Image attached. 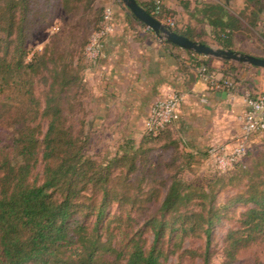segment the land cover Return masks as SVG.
Instances as JSON below:
<instances>
[{
    "label": "trees",
    "instance_id": "obj_1",
    "mask_svg": "<svg viewBox=\"0 0 264 264\" xmlns=\"http://www.w3.org/2000/svg\"><path fill=\"white\" fill-rule=\"evenodd\" d=\"M96 2L0 0V264H213V231L227 217L234 223L219 264H238L247 253L254 264H264V158L242 163L248 148L232 167L216 166L213 178L186 180L179 161L192 156L173 135V123L156 137L173 152L164 163L142 165L150 134L134 151L90 155L88 135L66 119L78 69L65 53L48 48L26 61L28 41L51 26L60 9L98 12L99 30L105 9ZM137 2L163 23L170 17L160 0ZM203 12L219 28L215 43L235 51L237 20L220 5ZM170 29L210 46L191 28ZM183 50L194 67L211 72L213 56ZM237 71L232 63L224 73L234 77ZM224 191L234 192L222 200Z\"/></svg>",
    "mask_w": 264,
    "mask_h": 264
},
{
    "label": "crops",
    "instance_id": "obj_2",
    "mask_svg": "<svg viewBox=\"0 0 264 264\" xmlns=\"http://www.w3.org/2000/svg\"><path fill=\"white\" fill-rule=\"evenodd\" d=\"M160 1L179 29H193L218 49L221 47L212 34L219 28L208 23L203 10L206 5L222 6L237 20L235 51L264 58V0ZM110 2L115 29L102 39L97 55L89 54L92 66L86 72V78L95 83L94 93L102 112L99 121L107 124L113 119L114 126L143 131L154 103L170 93L181 92L185 99L180 118L170 128L185 151L204 161L212 146L231 145L241 128L239 118L247 107V93L264 92V68L213 56L209 64L214 77L218 81H232L229 88L215 87L198 73L184 48L167 45L162 37L133 17L123 3ZM198 58L208 59L203 55ZM232 63L238 66L237 80L224 73ZM261 139L264 134H253L249 146Z\"/></svg>",
    "mask_w": 264,
    "mask_h": 264
},
{
    "label": "rangeland",
    "instance_id": "obj_3",
    "mask_svg": "<svg viewBox=\"0 0 264 264\" xmlns=\"http://www.w3.org/2000/svg\"><path fill=\"white\" fill-rule=\"evenodd\" d=\"M110 1L113 2V0H97L96 6L97 8L106 10L107 8H111ZM115 1L124 4L122 0ZM98 18V12L78 11L73 14H65L64 10L60 9L53 24L41 31L35 32L28 41L26 61H30L36 53H41L46 48L66 54L67 61H70L72 68L78 69V74L81 78L72 87L69 93L70 99L65 104L67 124H72L75 129H84L85 134L89 137V144L87 147L88 154H100L104 158H110L111 156L122 155L125 152L136 150L144 140L145 134L149 133L146 131V124L142 131L141 128L114 126L113 119H110L107 124L106 122L101 123L99 121L102 112L99 110L100 105L98 104V97L94 93L95 83H93L94 81L92 79L86 78V72L92 66V59H90L91 57L89 54L93 56V54L90 53L91 51L89 52L88 50L89 44L86 47L85 56V45L89 38L91 40L92 35L97 31H95V28L97 27L96 23ZM233 61L236 62L237 60L233 59ZM231 78L237 80V74ZM151 137L152 138L148 139L145 138L146 143L144 144V147L151 149L145 154L147 160L142 163L147 169L159 163L166 162L173 154L172 150L164 149V142L158 140L156 137ZM207 155L210 158L207 156V159L204 161H198L193 157L188 159V156L184 155L186 159L179 161L181 163L180 169L182 170L181 175L183 178L190 181H203V179L213 178L215 174H217V163L210 152H208ZM255 157L264 158V139L258 141L257 144L249 146V154L241 162L248 165L252 163ZM163 175L168 176L166 170L163 171ZM220 185L219 183L215 187L219 188ZM233 192L234 191H224L221 193L220 199L223 200L228 194ZM234 217L236 218V215H234ZM233 223V219L227 217L223 219L213 231L216 248L213 264H219L222 260L221 248L223 238ZM259 255L264 262V250H260ZM170 260L177 261V258L171 257ZM254 262L255 256L253 253H247L241 257L238 264H254ZM186 264H188V262H186Z\"/></svg>",
    "mask_w": 264,
    "mask_h": 264
},
{
    "label": "built area",
    "instance_id": "obj_4",
    "mask_svg": "<svg viewBox=\"0 0 264 264\" xmlns=\"http://www.w3.org/2000/svg\"><path fill=\"white\" fill-rule=\"evenodd\" d=\"M164 24L170 28L174 27L176 22L172 18H169ZM148 28L150 27L148 26ZM114 29L113 10L107 8L102 27L91 37L88 46L89 52L91 51V54L97 55L101 50L102 39L113 32ZM163 39L165 38L163 37ZM197 71L204 80L210 82L215 87L229 88L232 86L230 79L218 81L213 73L208 71L207 66H199L197 67ZM184 99L183 93L173 92L154 103L146 120L147 133L153 137H157L169 124L176 122L180 118V108ZM245 101L247 105L246 110L239 118L241 128L233 136L231 145L217 144L209 150L220 169L225 170L232 167L234 161L247 153L249 140L253 134H264V92L258 94L247 93Z\"/></svg>",
    "mask_w": 264,
    "mask_h": 264
},
{
    "label": "water",
    "instance_id": "obj_5",
    "mask_svg": "<svg viewBox=\"0 0 264 264\" xmlns=\"http://www.w3.org/2000/svg\"><path fill=\"white\" fill-rule=\"evenodd\" d=\"M122 1L139 21L149 26L160 37H164L166 40L172 42L173 44H176L177 46H180L184 49L194 50L200 54L228 57L234 60L247 62L255 66L264 67L263 57L239 53L234 50L218 49L212 46H208L204 43L193 41L187 36L170 29L162 21L149 13L144 7H142L137 2V0Z\"/></svg>",
    "mask_w": 264,
    "mask_h": 264
}]
</instances>
